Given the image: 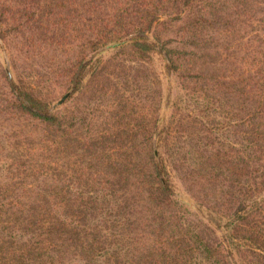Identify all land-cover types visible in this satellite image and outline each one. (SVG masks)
<instances>
[{"label": "rangeland", "instance_id": "374dc122", "mask_svg": "<svg viewBox=\"0 0 264 264\" xmlns=\"http://www.w3.org/2000/svg\"><path fill=\"white\" fill-rule=\"evenodd\" d=\"M102 16L92 0H0L1 214L45 207L85 242L93 225L111 226L106 208L119 215L108 194H124L125 220L97 228L104 240H122L124 264L173 251L171 223L187 224L204 243L196 264H264V252L242 239L245 229L231 232L226 251L217 220L249 187L264 196V85L256 84L264 80V0H178L148 31L92 52V23ZM156 138L185 202L161 216L141 186L149 182L147 143L158 159ZM100 195L107 207L95 212ZM22 230L0 233V264H17L16 250L28 244ZM71 238H50L59 246L53 262L92 264ZM26 257L19 264H31Z\"/></svg>", "mask_w": 264, "mask_h": 264}, {"label": "trees", "instance_id": "16d2710c", "mask_svg": "<svg viewBox=\"0 0 264 264\" xmlns=\"http://www.w3.org/2000/svg\"><path fill=\"white\" fill-rule=\"evenodd\" d=\"M98 1L92 0V10H101L103 16L92 23V42L88 43L89 41H87L88 44L92 45V52L106 43L121 40L132 33L148 31L156 15L160 13V10L170 9L173 4L178 2V0H117L115 2L106 0L103 7H98L97 5L102 0ZM54 7L57 6L54 5ZM261 80L256 83L260 87L264 85V80ZM259 97H261V94L256 96V98ZM255 132L257 133V131ZM246 133L247 131H245L243 141L247 139ZM160 135L158 134V138ZM261 139H264V129L262 135H259V140ZM156 143H158L156 144V149L158 150L157 160L154 157L152 143H147L145 146L149 154L147 156L149 171L147 172L145 180L148 181L149 178V182H141V186L144 188L145 197L150 203L158 207V209L162 207V210L159 211V215L161 216L168 211L171 205L179 203L182 206L185 202L177 198L174 194L175 192L169 179L170 176L165 161L159 154V149H162V142L158 140ZM251 189L254 190V188ZM251 191L249 187L247 189L248 198H244L237 203L229 216H222L217 219L220 221L218 227L222 230L221 242H223L225 250L235 245V243H232L231 232L245 229V232L241 236L242 239L244 238L253 247H251L252 249L264 252V229L258 226V223L261 224L262 222L256 221V215H260L259 213L264 209V196H260V194L256 196L251 194ZM108 197L110 202L114 201L113 208H116L119 215H115L112 209L109 210V208H106L101 213L107 215L112 214L114 220H112L111 226H108L105 222H99L98 225H93L92 237L85 242L80 240L77 232L72 230L73 228H70L62 219L56 217L54 214H50L45 207H40V209L34 211L32 209H23L22 211L11 210L4 212V215L0 211V233H2V238H14L15 235L13 234L18 231L21 232L22 229V232L25 231L27 233L26 237L28 238L27 246L23 249L18 248L16 250L18 257H15L12 251L7 253L13 254L12 259L15 257L16 259L14 258L13 260L17 264L25 261L27 255L31 256V264H55L53 262L54 256L51 255V252H56L54 248L57 249L59 246L55 245L53 243L54 241L52 242L50 238L59 241L62 238L68 237L70 234V237H72L70 241H74V245H72L73 251L78 257L80 256L79 259H82L84 255H91L92 264H101L102 262L106 264L110 262L124 264L126 261L123 255L124 253L120 254V256L119 254L118 256L116 255V253H120L122 240H104V235L100 236L99 230L97 229L111 228L115 220H125L124 216H122L124 215L123 212L121 213V208L126 201L124 194H118L115 199L113 198V194H108ZM98 199L104 200V196L92 197V210L95 212L107 207L103 202L97 201ZM17 213H21L22 216H18ZM112 216L109 219H112ZM17 219H20L21 225L17 223ZM16 223L17 226L10 232L9 229ZM3 225H10V227L5 230ZM241 225L244 228H241ZM169 229L171 231V243L174 247L173 251H159L157 258L148 257L150 258L151 264H196V259L193 256L194 253L197 252L202 255L205 251L204 243L201 240H197L198 235L196 231L190 230L187 224L180 227L171 223ZM56 256L62 259L59 254H56ZM87 256H84V258H87ZM56 261L60 264L59 260Z\"/></svg>", "mask_w": 264, "mask_h": 264}, {"label": "water", "instance_id": "95a60500", "mask_svg": "<svg viewBox=\"0 0 264 264\" xmlns=\"http://www.w3.org/2000/svg\"><path fill=\"white\" fill-rule=\"evenodd\" d=\"M124 42L125 41L122 40V41H118V42H114V43H109V44H106L105 46H103V49L117 47V46L124 44ZM65 97H66V94H64L55 104L61 103ZM154 156H155V158L157 157V152L155 149H154ZM182 198L185 199L184 197H182Z\"/></svg>", "mask_w": 264, "mask_h": 264}]
</instances>
